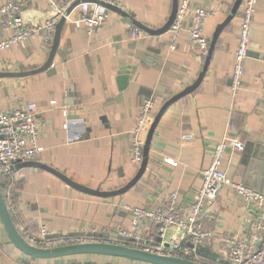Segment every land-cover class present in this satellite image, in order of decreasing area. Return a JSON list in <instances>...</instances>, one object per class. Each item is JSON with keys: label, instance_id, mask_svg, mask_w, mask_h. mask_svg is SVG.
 I'll list each match as a JSON object with an SVG mask.
<instances>
[{"label": "crops", "instance_id": "crops-1", "mask_svg": "<svg viewBox=\"0 0 264 264\" xmlns=\"http://www.w3.org/2000/svg\"><path fill=\"white\" fill-rule=\"evenodd\" d=\"M12 1L22 4L21 17L28 25L52 14L48 0H0V6ZM113 1L128 17L107 8L106 25L88 35L78 22L77 5L64 17L46 70L0 77V109L10 111L27 102L38 107V144L43 150L37 161L99 191L118 190L139 169L131 161L130 131L142 101L154 98L155 116L168 98L197 80L205 61L190 43L192 14L185 16L173 44L170 28L151 35L133 23L160 28L168 20L173 0ZM242 3L193 0L192 6L209 12L203 27L209 40L217 27L232 17L217 36L199 84L161 115L146 167L136 183L120 194L101 197L70 187L40 168L15 169V225L19 220L32 233H38L44 224L52 234L97 237L130 228L134 215L128 208L153 210L165 205L172 192H176L175 204L186 207L200 186L201 171L210 162L214 145L225 135L243 143L241 150L226 152L222 165L228 178L264 191V0L256 5L242 86L233 100L229 90L239 28L233 8L239 4V10ZM134 30L139 34L134 35ZM50 47L32 38L0 50V72L36 69L47 61ZM50 100L56 105H50ZM208 213L204 223L216 236L246 233L254 218L243 197L228 185L219 187ZM137 232L147 242L157 237L158 227L150 220H140ZM162 240L186 245L174 227L168 228ZM0 264L150 263L101 254L32 258L14 246L0 220Z\"/></svg>", "mask_w": 264, "mask_h": 264}, {"label": "built area", "instance_id": "built-area-1", "mask_svg": "<svg viewBox=\"0 0 264 264\" xmlns=\"http://www.w3.org/2000/svg\"><path fill=\"white\" fill-rule=\"evenodd\" d=\"M76 0H64L57 3L48 0L52 14L47 19L36 24H26L21 17L22 4L7 2L0 6V50L19 45L32 38H39L45 46L52 44L57 22L65 17L68 7ZM193 0H179L177 11L170 27L172 44L183 28V21L187 14H192L194 21L189 29L191 45L196 48L199 56H206L209 38L204 33L203 27L208 16V11L201 7L192 6ZM258 0H243L237 11L239 28L237 34V46L234 52L232 70L230 73V95L232 100L242 86L244 76V63L249 57L250 30L256 12ZM104 4L115 5L113 0H85L78 4V22L85 27L90 35L103 28L109 17ZM134 35L139 31L134 30ZM50 105L55 106V100H50ZM233 105V104H232ZM154 98H145L140 104L135 118V124L130 131L131 161L140 166L143 159V146L146 133L154 117ZM38 107L34 102H27L20 108L10 111L0 109V191L7 208L13 215L12 191L14 184V169L12 165L17 162L37 161V157L43 150L38 144L39 126L36 119ZM66 116V111H62ZM66 128V124L63 125ZM182 138H188L182 134ZM243 148V143L234 137L225 135L212 150L210 162L202 169V181L192 202L186 207L177 206L176 192L170 194L165 205L153 210H145L139 207L128 208L134 217L130 228H119L116 233L127 238H99L98 236H71L62 234L56 237H48L52 233L42 224L38 233H32L18 220L16 228L21 236L32 246L37 248H53L66 244L84 241L110 242L128 247L141 249L156 254L179 257L199 264H264V191L254 190L242 183L230 180L223 169V160L226 152L238 151ZM222 185H228L232 191L243 197L246 208L254 211L249 229L246 233H229L216 236L213 230L205 225L209 209L217 199L218 189ZM140 220H150L158 227V236L161 242L150 245L152 238L147 242L141 240L137 232ZM176 228L183 236L186 245L178 241L163 242V235L168 228ZM217 238V239H215ZM217 240V242L215 241ZM164 244H167L164 246ZM208 246L215 251L225 263L211 261L201 257L195 252V246Z\"/></svg>", "mask_w": 264, "mask_h": 264}, {"label": "water", "instance_id": "water-1", "mask_svg": "<svg viewBox=\"0 0 264 264\" xmlns=\"http://www.w3.org/2000/svg\"><path fill=\"white\" fill-rule=\"evenodd\" d=\"M83 1H85V0H76L73 4H71L68 7L65 15H68L70 13V11L75 6H77L79 3L83 2ZM89 1L94 2L95 0H89ZM177 5H178V1L173 0L172 8H171V12H170V15L168 17V20L160 28L153 29V28H150L148 26H145L144 24H142L138 21H133V23L137 27H139L140 29H142L143 31H145L151 35L162 34L166 31H168L169 28L171 27L172 22H173L174 17H175V14H176V11H177ZM104 6L106 8L113 9V10L119 12L121 15L128 17L127 16L128 14L124 13L119 8H117L113 5L104 4ZM238 7H239V4H236L234 6V8H233L234 13L237 12ZM231 17H232V15L228 16V18H226V20L217 27L216 31L211 36V38L209 40V47L207 50V54L205 56L203 68H202V71L200 72L197 80L193 84H191L190 86L185 88L184 90H182V91L178 92L177 94L168 98L161 105L158 112L155 114V116H154V118H153V120L149 126V129L146 133L144 146H143L142 162H141L139 169L137 170L135 176L127 184H125L124 186H122L121 188H119L118 190H115V191L95 190V189L83 186L81 184H78L77 182L70 179L66 175L62 174L61 172L54 169L53 167L46 165V164H43L41 162H38L36 160L26 161V162H17V163L12 165V168L14 170L19 169V168H23V167L40 168V169L46 170L52 174H55L56 176H58L60 179H62L70 187H73V188L80 190L82 192L89 193V194L96 195V196L105 197V196L120 194V193L126 191L129 187H131L134 183H136V181L142 176V174L144 172V169L146 167V163L148 160L150 142L152 140L156 125H157L161 115L163 114L165 109L170 104H172L173 102H175L176 100H178L179 98L184 96L185 94L194 90L196 88V86L199 84L200 80L202 79L203 73H204V71L208 65L210 57L212 55V51L214 49V44H215V41L217 39V36H218L219 32L222 30L225 23L227 21H229L231 19ZM63 21H64V17H62L57 22V24L55 26L54 38H53V41H52V44L50 47V50H51L50 55H49L47 61L42 66H40L36 69L26 71V72H0V77L24 76V75H30V74H34V73H38V72H41L43 70H46L49 67V65L51 64L52 57H53V54H54L56 46H57L58 33H59V30H60V27H61ZM129 21H131V20H129ZM0 220H1V222L5 228V231L7 233L8 238L14 244V246H16L23 254L28 255L32 258L67 257V256L79 255V254H101V255L129 257V258L137 259V260L144 261V262H147L150 264H199V263L189 261L186 259H182L179 257H172V256L156 254L153 252H147V251L137 249V248H133V247H128V246H124V245H120V244H116V243H110V242H102V241H94V242L84 241V242H79V243L66 244V245L53 247V248H37L35 246L30 245L19 233V231L16 228V225L12 219V215L9 212L7 205L3 199L1 191H0ZM158 235L159 234H157V237H155L154 240L152 242H150V245L154 246V245H157L159 242H161V238ZM56 236H59V234H52V235H49L48 237H56ZM71 236H76V235L71 234ZM77 236H79V235H77ZM86 236H92V234H88ZM98 237L103 238V239L117 238V239H121V240H127L126 237L119 235L115 232H112L110 234H105L103 236H98ZM166 245L167 244H164V246H166ZM195 252L199 256L207 258L211 261L219 262V263H225V261H223L219 258L218 254L215 251L211 250L206 245H204V246L196 245L195 246Z\"/></svg>", "mask_w": 264, "mask_h": 264}]
</instances>
